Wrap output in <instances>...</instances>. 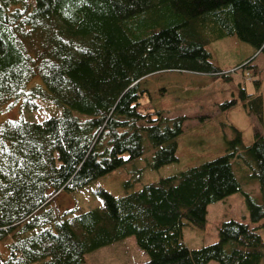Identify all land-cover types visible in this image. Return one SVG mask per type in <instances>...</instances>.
Instances as JSON below:
<instances>
[{"label": "trees", "instance_id": "1", "mask_svg": "<svg viewBox=\"0 0 264 264\" xmlns=\"http://www.w3.org/2000/svg\"><path fill=\"white\" fill-rule=\"evenodd\" d=\"M232 35L264 53V0H0V116L22 102L18 119L0 123V240L11 241L0 264H84L129 236L149 257L141 264H262L264 222L223 221L218 241L197 249L182 233L204 228L208 205L239 191L250 221L264 219L233 165L245 162L264 191V133L246 147L234 129L225 154L121 197L100 189L102 206L51 225L61 192L146 151L151 169L178 160L187 118L141 112L139 83L162 71L219 77L207 46ZM38 39L35 58L27 45ZM45 98L60 112L27 118ZM252 105L262 121L261 97Z\"/></svg>", "mask_w": 264, "mask_h": 264}, {"label": "rangeland", "instance_id": "2", "mask_svg": "<svg viewBox=\"0 0 264 264\" xmlns=\"http://www.w3.org/2000/svg\"><path fill=\"white\" fill-rule=\"evenodd\" d=\"M31 2V0H29ZM40 39L26 44L29 53L38 58L41 50ZM212 60L222 74L214 78L208 75H196L176 71H162L144 77L139 83L141 92L139 109L143 113H157L173 118L185 116L182 133L177 137L178 160L158 169L147 166L151 158L149 151L129 163L111 172L89 181L73 191H63L56 196L52 205L55 218L51 225L59 221L60 214L74 210L76 214L102 206L96 195L104 189L117 197L128 192L140 190L144 185L159 179L179 174L190 167L211 161L227 152L228 141L235 137L234 129L240 131L244 146L252 144L256 133H264V53L257 52L247 42L236 36L220 38L207 46ZM248 66H244V65ZM225 73L227 79L222 77ZM39 77L33 80L28 89L39 84ZM34 82V84H32ZM241 89L248 97H243ZM25 96V95H24ZM261 97L263 102L262 121L250 112L252 100ZM43 102V100H41ZM42 110L28 113L27 118L44 120L49 113L50 102L44 99ZM22 102L15 108H9L0 116L3 120L18 119ZM51 106V105H50ZM60 110L57 109L56 113ZM235 173L243 191L259 203H264V191L258 182L250 176V167L245 162H234ZM236 219L251 227L252 223L241 191L208 205L204 228L186 225L183 228V241L190 249H197L218 241V227L223 221ZM264 241V227L258 228ZM11 241L0 240V254L6 258ZM149 260L148 255L136 244L135 237L129 236L110 245L98 248L86 255L84 264H141ZM207 264H218L210 261ZM264 264V260L262 261Z\"/></svg>", "mask_w": 264, "mask_h": 264}]
</instances>
